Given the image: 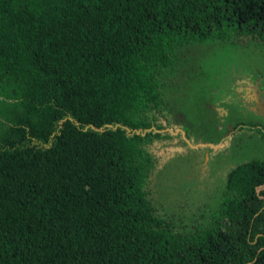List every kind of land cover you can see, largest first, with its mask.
Listing matches in <instances>:
<instances>
[{"label": "trees", "instance_id": "16d2710c", "mask_svg": "<svg viewBox=\"0 0 264 264\" xmlns=\"http://www.w3.org/2000/svg\"><path fill=\"white\" fill-rule=\"evenodd\" d=\"M235 40L264 0H0V264H264V159L200 229L149 190L177 53Z\"/></svg>", "mask_w": 264, "mask_h": 264}, {"label": "rangeland", "instance_id": "374dc122", "mask_svg": "<svg viewBox=\"0 0 264 264\" xmlns=\"http://www.w3.org/2000/svg\"><path fill=\"white\" fill-rule=\"evenodd\" d=\"M187 49L167 73L173 102L161 118L162 129L183 140L170 149L157 144L149 190L160 213L190 231L209 223L232 168L264 159V111L250 112L233 88L242 79L258 84L264 99V51L240 40ZM173 113L184 123L173 124Z\"/></svg>", "mask_w": 264, "mask_h": 264}, {"label": "flooded vegetation", "instance_id": "af4514ba", "mask_svg": "<svg viewBox=\"0 0 264 264\" xmlns=\"http://www.w3.org/2000/svg\"><path fill=\"white\" fill-rule=\"evenodd\" d=\"M240 85H234V90L239 92L242 105L245 106L250 112L256 113V111L263 112L264 111V99H260L261 89L258 84L250 85L248 81L241 80ZM262 96V95H261ZM248 103L253 104L248 105Z\"/></svg>", "mask_w": 264, "mask_h": 264}, {"label": "water", "instance_id": "95a60500", "mask_svg": "<svg viewBox=\"0 0 264 264\" xmlns=\"http://www.w3.org/2000/svg\"><path fill=\"white\" fill-rule=\"evenodd\" d=\"M217 111H219V112H221V111H223L222 109H220V108H215Z\"/></svg>", "mask_w": 264, "mask_h": 264}]
</instances>
